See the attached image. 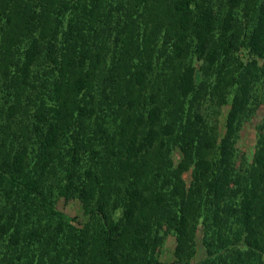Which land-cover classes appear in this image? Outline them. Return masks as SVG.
<instances>
[{
    "label": "trees",
    "instance_id": "16d2710c",
    "mask_svg": "<svg viewBox=\"0 0 264 264\" xmlns=\"http://www.w3.org/2000/svg\"><path fill=\"white\" fill-rule=\"evenodd\" d=\"M198 62L204 76L230 74L218 140L188 106L205 95ZM258 62L264 0H0V264H189L193 215L199 264H263L264 123L257 164L240 171L235 153ZM19 110L30 112L33 168L25 145L6 140ZM111 117H125L112 133ZM174 150L193 166L189 195ZM51 194L80 202L92 225L77 228ZM168 234L172 254L159 261Z\"/></svg>",
    "mask_w": 264,
    "mask_h": 264
},
{
    "label": "rangeland",
    "instance_id": "374dc122",
    "mask_svg": "<svg viewBox=\"0 0 264 264\" xmlns=\"http://www.w3.org/2000/svg\"><path fill=\"white\" fill-rule=\"evenodd\" d=\"M243 6V4H242ZM245 11H248V6L251 5H244ZM228 7V6H227ZM225 7L222 11V16H226V9ZM247 7V9H246ZM240 10V9H239ZM243 16L245 13L243 12ZM137 23V24H136ZM136 28L137 33L140 34L144 31L145 24L143 22L137 21ZM242 53V52H241ZM243 60V59H242ZM239 61V60H238ZM237 59L233 60L229 65V70H234V66L238 63ZM249 61L243 60L245 65ZM196 67L195 73V87L200 91H204L205 95H202L199 100H193L190 106L191 112L200 113L205 117V123L208 127L209 134L215 138L219 139V137L224 132L225 127V119L229 109V103L232 98V90L228 86L230 81V74L228 70L225 72L222 70L221 74L219 73V68H214V72L209 76H204L200 69V62L194 63ZM258 68V79H255V84H253V88L250 90V97H249V105H248V113L246 114V118L241 124L240 130L238 132L237 140L235 143V153L237 155V162L241 159H244L245 164L237 165V168L241 170L245 169L246 167L252 168L257 163V138L261 134V126L264 123V65L262 62H258L256 65ZM220 75V76H219ZM213 86L215 88L213 89ZM23 101L19 105H22ZM4 108V112L8 109V104L2 105ZM25 114V115H24ZM29 115L28 113H22L19 110L13 117L9 119L11 121V126L5 129L6 140L12 143V147L14 150L23 147L28 149L26 162L29 164V168H33L32 163L37 159H35V139L28 137L24 140V134L27 133L26 128L27 125L29 126ZM3 118H0V121L4 119V115L2 114ZM125 117H120L118 120H114L112 117L108 118L105 123V128L112 133L116 128L119 127L120 124L123 123ZM1 124V122H0ZM3 123L0 125L3 127ZM30 127V126H29ZM31 128V127H30ZM15 130V134L11 131ZM10 147V146H9ZM8 147V148H9ZM7 148V149H8ZM98 151L101 153V148H98ZM104 156L98 155L95 159L100 161L103 165V158ZM171 158L173 162V167L178 168L180 164L183 165V168L178 170L180 175L181 181L184 184V191L186 193H192V171L193 166L189 163V159L184 154H181L177 150H174L171 153ZM46 161V160H45ZM43 160V162L45 163ZM96 163V162H95ZM99 163V164H100ZM97 164V163H96ZM98 167V165H96ZM49 168V167H48ZM48 168L45 170L43 176L46 179H50L48 176ZM52 181V182H50ZM53 180H47L42 183V186L50 187V190L53 192L52 187ZM51 199L55 202V210L57 212H61L62 214L68 216L69 218H74V225L77 228H81L87 222V215L84 213V206L75 199L64 200L63 198H56L54 194H51ZM4 199V198H3ZM2 198L0 197V205L3 203ZM72 223V222H71ZM92 225V223H86ZM189 233L191 236L192 242H189L187 245L188 247L184 251L185 254L182 255V259L184 262H188L189 264H199V261L204 257V250L201 246V237L204 231L203 225L201 220H198V217L192 216L189 218ZM192 243V245L190 244ZM1 249H6L4 244H0ZM191 249L195 252L194 258H188ZM173 250V238L170 234L163 236V240L161 245L156 250V256L159 261L167 262L169 261V257L172 254ZM256 262V261H255ZM262 262L264 264V258H262ZM256 264H258L256 262Z\"/></svg>",
    "mask_w": 264,
    "mask_h": 264
}]
</instances>
